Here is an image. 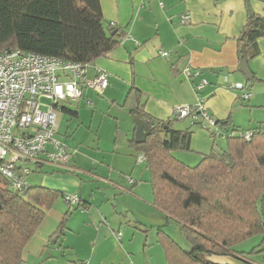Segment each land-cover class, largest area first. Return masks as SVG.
Returning a JSON list of instances; mask_svg holds the SVG:
<instances>
[{
    "label": "crops",
    "instance_id": "1",
    "mask_svg": "<svg viewBox=\"0 0 264 264\" xmlns=\"http://www.w3.org/2000/svg\"><path fill=\"white\" fill-rule=\"evenodd\" d=\"M99 2L104 20L124 32L119 44L87 69L89 78L96 68L106 72L108 86L100 95L83 89L77 104L64 105L73 113L61 111L76 121V129L93 135L90 153L69 147L75 156L66 164L32 169L39 174L34 186L76 195L85 207L73 210L58 199L27 242L24 264H167L157 242V230L167 218L153 206L144 162L135 160L140 154L131 142L137 115L131 109L141 106L146 116L165 122L173 119L177 106H194L202 99L211 118L228 122L227 130H264V36L257 41L258 56L248 61L261 81L248 82L238 69V38L249 14L264 17V0ZM185 12L190 19L182 24ZM221 75L244 88H223ZM202 81L205 85L198 88ZM191 124L189 119L172 121L174 129L191 131L189 151H178L179 161L188 165L225 148L224 138L211 136L214 129ZM137 165L143 170L137 171ZM68 210L66 229L59 234Z\"/></svg>",
    "mask_w": 264,
    "mask_h": 264
},
{
    "label": "trees",
    "instance_id": "2",
    "mask_svg": "<svg viewBox=\"0 0 264 264\" xmlns=\"http://www.w3.org/2000/svg\"><path fill=\"white\" fill-rule=\"evenodd\" d=\"M123 35L104 20L99 0H0V54L18 49L65 62L93 64L115 48ZM263 36L264 17L249 14L238 38L248 61L258 56L257 41ZM253 81L261 80L253 76L250 83ZM130 112L151 128L142 144H131L143 156L153 206L167 218L157 230L166 263L211 264L205 260L211 255L251 263L234 248L255 236H261L264 244V130L260 126L227 130V121L214 119L216 128L222 130L211 136L224 138L225 148L212 149L190 167L173 155L189 151L190 145L191 131L172 126L178 119L155 121L141 106ZM245 133L250 134L249 139L241 135ZM8 184L0 176V264H24L27 242L65 194L28 183L15 192ZM79 207H85L80 200L69 208ZM70 213L64 214L57 233H64ZM173 222L183 246L163 229Z\"/></svg>",
    "mask_w": 264,
    "mask_h": 264
},
{
    "label": "built area",
    "instance_id": "3",
    "mask_svg": "<svg viewBox=\"0 0 264 264\" xmlns=\"http://www.w3.org/2000/svg\"><path fill=\"white\" fill-rule=\"evenodd\" d=\"M190 19L185 12L180 22ZM160 56L167 57L166 52ZM92 63L65 62L58 58L9 49L0 54V176L8 181L9 189L23 190L24 177L44 163L64 165L71 152L55 139L56 113L66 103L77 104L83 89L100 95L108 86L107 73L96 68L95 76L87 77ZM189 72L188 70H186ZM220 85L227 90H242L241 83L228 84L220 76ZM205 81L199 84L202 88ZM248 94H243L244 100ZM173 115L191 123L200 120V127H214L202 99L194 106H177ZM249 139L250 134H241ZM143 161V156H138ZM64 202L73 207L79 203L76 195H64ZM84 264V263H80Z\"/></svg>",
    "mask_w": 264,
    "mask_h": 264
},
{
    "label": "rangeland",
    "instance_id": "4",
    "mask_svg": "<svg viewBox=\"0 0 264 264\" xmlns=\"http://www.w3.org/2000/svg\"><path fill=\"white\" fill-rule=\"evenodd\" d=\"M56 124H57V127H56L55 139L71 151L70 157L75 156V151L73 150L78 149V148H80V150H85V152L90 153L88 148L92 145L93 135L89 134L86 128L80 127L79 129H76V125H77L76 121L75 120L68 121V117L64 113H61V111H58L56 113ZM69 147L73 150H71ZM76 152H78V150H76ZM177 152L178 151L173 153V155L176 158L178 154ZM179 152H181L180 154H182L184 151H179ZM138 156L139 155L135 157V160H137V162H138ZM199 161L200 159L194 162L192 161L190 162V164H188V166L193 167L197 165ZM141 169L143 170V167L142 166L140 167L139 165H137L136 170L139 171ZM38 176H39L38 173H30L29 175L24 177V180H26V182L29 185L34 186L35 184L38 183V179H37ZM147 178L148 176L146 175L144 179L146 180ZM147 184L149 185V183ZM149 188H150V185H149ZM137 213L139 214V212ZM174 223L175 222H173L167 227H164L163 229H165V232L168 235H170L175 241L179 242L183 246L185 243L181 240V237L178 233V227ZM155 247L159 248L158 245H156ZM254 247H256L257 249L254 252H252ZM234 251L238 253H242L243 256L247 260L259 261V262L264 261V244H262L261 236L251 237L249 240H246L240 243L239 245L235 246Z\"/></svg>",
    "mask_w": 264,
    "mask_h": 264
},
{
    "label": "water",
    "instance_id": "5",
    "mask_svg": "<svg viewBox=\"0 0 264 264\" xmlns=\"http://www.w3.org/2000/svg\"><path fill=\"white\" fill-rule=\"evenodd\" d=\"M240 52H241V58L239 61L238 69H239V72L245 77V79L248 82H250L253 79V75L249 69L248 60L244 54L245 48L243 45L241 46ZM133 120H134L135 128H136L135 134H134V141L136 144H142L146 140V137L150 134L151 128L149 127L147 122H145L144 120L140 119L137 116H134ZM261 216L264 221V199L261 202ZM205 259L207 262L211 264H251V263L245 262L243 260H240L238 258L231 257V256L211 255V256H206Z\"/></svg>",
    "mask_w": 264,
    "mask_h": 264
}]
</instances>
